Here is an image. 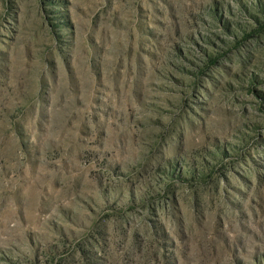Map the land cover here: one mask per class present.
Returning a JSON list of instances; mask_svg holds the SVG:
<instances>
[{
    "label": "rangeland",
    "instance_id": "obj_1",
    "mask_svg": "<svg viewBox=\"0 0 264 264\" xmlns=\"http://www.w3.org/2000/svg\"><path fill=\"white\" fill-rule=\"evenodd\" d=\"M0 264H264V0H0Z\"/></svg>",
    "mask_w": 264,
    "mask_h": 264
}]
</instances>
